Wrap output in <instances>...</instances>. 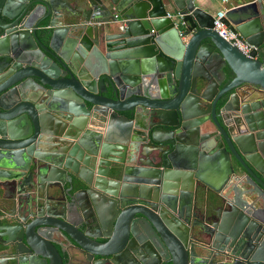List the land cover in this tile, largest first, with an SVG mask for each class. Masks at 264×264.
<instances>
[{"label": "water", "instance_id": "obj_1", "mask_svg": "<svg viewBox=\"0 0 264 264\" xmlns=\"http://www.w3.org/2000/svg\"><path fill=\"white\" fill-rule=\"evenodd\" d=\"M213 16L0 0V264H264V7Z\"/></svg>", "mask_w": 264, "mask_h": 264}, {"label": "built area", "instance_id": "obj_2", "mask_svg": "<svg viewBox=\"0 0 264 264\" xmlns=\"http://www.w3.org/2000/svg\"><path fill=\"white\" fill-rule=\"evenodd\" d=\"M223 6L229 5L232 0H219ZM234 8V7H233ZM229 9H222L214 14L213 30H215L225 41L236 47L243 55L249 57V53L254 47L242 39L238 34L228 30L221 22L225 12ZM2 36H0L1 38Z\"/></svg>", "mask_w": 264, "mask_h": 264}, {"label": "crops", "instance_id": "obj_3", "mask_svg": "<svg viewBox=\"0 0 264 264\" xmlns=\"http://www.w3.org/2000/svg\"><path fill=\"white\" fill-rule=\"evenodd\" d=\"M252 0H232L229 5L223 6L219 0H194L196 6L201 8L202 10L215 14L217 11L224 9H231L233 7H236L238 5L246 4L248 2H251ZM261 3L264 7V0H261ZM207 179L214 182V176H212L210 173L207 174ZM62 257H64V254H61ZM64 264H67V261H64ZM69 264H76L75 261H71Z\"/></svg>", "mask_w": 264, "mask_h": 264}, {"label": "flooded vegetation", "instance_id": "obj_4", "mask_svg": "<svg viewBox=\"0 0 264 264\" xmlns=\"http://www.w3.org/2000/svg\"><path fill=\"white\" fill-rule=\"evenodd\" d=\"M263 99H264V96H263ZM254 129H263V131H258V136L259 137H262V136H264V121L262 122V123H260V126H258V125H254V127H253ZM64 263V262H63Z\"/></svg>", "mask_w": 264, "mask_h": 264}]
</instances>
